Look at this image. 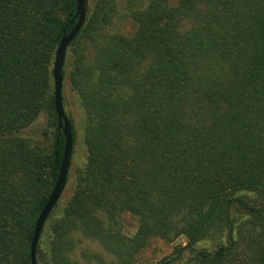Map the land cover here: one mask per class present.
I'll return each mask as SVG.
<instances>
[{
	"label": "trees",
	"instance_id": "trees-1",
	"mask_svg": "<svg viewBox=\"0 0 264 264\" xmlns=\"http://www.w3.org/2000/svg\"><path fill=\"white\" fill-rule=\"evenodd\" d=\"M77 1L0 0V264H31L58 180L54 65ZM120 6L94 0L68 51L81 118L66 113L85 160L38 264H83L78 251L139 264L152 240L180 237L157 264H264V0H127L131 36L113 32ZM44 115L40 140L25 136Z\"/></svg>",
	"mask_w": 264,
	"mask_h": 264
},
{
	"label": "rangeland",
	"instance_id": "rangeland-1",
	"mask_svg": "<svg viewBox=\"0 0 264 264\" xmlns=\"http://www.w3.org/2000/svg\"><path fill=\"white\" fill-rule=\"evenodd\" d=\"M126 1L127 0H120V5H121L120 14L116 24L113 27V32H116L124 36H131L134 35L135 32L137 31V25L133 20L127 17L128 11L126 10ZM93 2L94 0H89V7L92 5ZM64 91L66 95L65 97L67 98L66 111L68 114L72 115L75 120L79 121V119L81 118V110L79 108L75 95L70 90V86L68 82L64 84ZM45 124H46V116L44 115L38 120V122L33 127L24 131L23 134L25 136H28L29 138L40 140L41 137L40 133L43 127L45 126ZM84 160H85L84 148L82 147L80 140H78L75 152L73 154L72 165L69 175L70 177L74 176L76 168L80 166L84 162ZM72 191H73L72 181L71 182L68 181L67 189L64 192L58 206L54 211L56 215L61 212V209L71 198ZM124 222H125V232H130L131 234H134L137 228V221L131 216H126ZM186 244H187V240L185 237L178 238L174 243L167 242L162 239L152 240L150 242L149 247L142 254V260L140 261L139 264H157L161 262L164 258L171 256L174 253L175 248L177 246H186ZM218 244L219 242L217 241H205L199 244L198 248L210 252H214L217 249ZM87 247L92 251L105 253L103 248L99 247L98 244L86 241L84 244L81 245V248H87ZM76 257H78L79 259L81 258L80 260L82 261V263L86 264V261H84L82 258L81 251L77 252Z\"/></svg>",
	"mask_w": 264,
	"mask_h": 264
},
{
	"label": "water",
	"instance_id": "water-1",
	"mask_svg": "<svg viewBox=\"0 0 264 264\" xmlns=\"http://www.w3.org/2000/svg\"><path fill=\"white\" fill-rule=\"evenodd\" d=\"M88 14L89 0H78L76 15L77 23L72 31L62 38L56 54L54 65L55 104L56 113L58 115L59 128L63 132V135L65 137L66 146L56 186L47 205L44 207L36 223L35 234L31 245V264H38V248L44 234V230L50 220V217L58 206L64 192L66 191L69 181L70 169L74 154V141L72 136L71 123L66 113L63 102L64 69L69 48L85 27Z\"/></svg>",
	"mask_w": 264,
	"mask_h": 264
}]
</instances>
